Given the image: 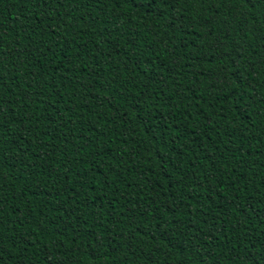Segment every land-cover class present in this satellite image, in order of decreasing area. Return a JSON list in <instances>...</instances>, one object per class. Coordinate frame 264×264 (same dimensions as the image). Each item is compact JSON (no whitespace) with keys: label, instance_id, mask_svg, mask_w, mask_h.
<instances>
[{"label":"trees","instance_id":"trees-1","mask_svg":"<svg viewBox=\"0 0 264 264\" xmlns=\"http://www.w3.org/2000/svg\"><path fill=\"white\" fill-rule=\"evenodd\" d=\"M0 109L2 264H264V0H0Z\"/></svg>","mask_w":264,"mask_h":264},{"label":"snow or ice","instance_id":"snow-or-ice-1","mask_svg":"<svg viewBox=\"0 0 264 264\" xmlns=\"http://www.w3.org/2000/svg\"><path fill=\"white\" fill-rule=\"evenodd\" d=\"M126 2L137 3V0H126ZM156 0H139L141 5L145 4H154ZM231 6L233 8H238L239 15L243 16L248 10L255 6V0H229ZM223 39H227V37H223ZM235 58V57H233ZM2 111V109H0ZM0 264H2V257H0Z\"/></svg>","mask_w":264,"mask_h":264}]
</instances>
